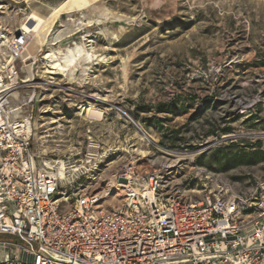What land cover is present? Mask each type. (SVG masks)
I'll return each mask as SVG.
<instances>
[{
    "label": "rangeland",
    "instance_id": "rangeland-1",
    "mask_svg": "<svg viewBox=\"0 0 264 264\" xmlns=\"http://www.w3.org/2000/svg\"><path fill=\"white\" fill-rule=\"evenodd\" d=\"M88 2L100 3L94 12L76 16L96 21L108 14V19L59 48L87 35L104 60L95 61L99 65L87 76L80 70L76 83L43 73L39 61L32 85L39 88L20 90L12 101L22 107L35 97L20 115L33 117V150L41 166L86 165L88 172L74 175V183L62 180L63 198L72 203L80 191L98 195L113 181L122 184L129 167L159 174L167 193L197 201L216 194L221 183L240 192L259 182L264 175V0ZM0 3L7 7L0 11V26L16 31L29 14L27 6ZM36 21L30 28L43 23ZM62 29L61 24L56 31ZM39 46L33 42L28 54ZM89 105L102 119L87 116ZM110 197L100 200L105 210L124 202L123 196L114 207ZM0 241L20 245L14 238Z\"/></svg>",
    "mask_w": 264,
    "mask_h": 264
},
{
    "label": "built area",
    "instance_id": "built-area-1",
    "mask_svg": "<svg viewBox=\"0 0 264 264\" xmlns=\"http://www.w3.org/2000/svg\"><path fill=\"white\" fill-rule=\"evenodd\" d=\"M29 41L20 29L0 35V238L20 244L0 241V264H264V175L240 192L221 183L197 201L129 167L114 210L85 190L63 198L58 169L33 150L32 115H20L35 97L12 104L16 92L39 88L27 73L37 66L24 58ZM67 164L70 184L88 172Z\"/></svg>",
    "mask_w": 264,
    "mask_h": 264
},
{
    "label": "bare ground",
    "instance_id": "bare-ground-1",
    "mask_svg": "<svg viewBox=\"0 0 264 264\" xmlns=\"http://www.w3.org/2000/svg\"><path fill=\"white\" fill-rule=\"evenodd\" d=\"M92 6L93 4L89 3L88 0H69V2H62V4H60L55 9L53 15L50 16L49 19L45 20V22H43V24L37 30L30 28L31 25H35L37 23L36 19L33 18V14H26V17L22 21L19 28L21 31L26 32L30 37V41L24 55L25 60L35 61L34 64L36 65L39 61H42L45 65V67L43 68V73L64 77L71 83H76L77 73L80 70L82 72V76H87V71L91 70L92 65H99V63L94 64L95 61L102 62L104 60V57H102V55L97 54L96 48L93 45V41L89 43L90 41L87 40L88 36L83 35L79 42L74 41L70 45H67L64 49L59 48V44H61L66 39L65 37L72 36L75 33H82L85 29L91 28L95 23H101L104 20H107L108 14H104L106 15L105 17L99 18L96 21L92 19H86L85 15L80 14V16L70 17L69 24L62 26V28L64 27L62 30L56 31L54 27L56 20L59 19L63 13H65V8H67V10H70V14H77L89 10V8H91ZM4 8H7L5 4L2 5L0 3V11ZM76 8H78L79 11H77ZM5 31H8L6 26H0V35ZM36 41L40 42L38 52L33 55L28 54L33 42ZM48 44L50 46V48L48 49L49 51L44 53L39 60V54L43 52L44 47H46ZM27 73L30 76L33 75L34 66L32 64L27 65ZM86 110V114L88 117H90V119H102L103 117V114L97 111L91 105H89ZM141 133L143 139H147V136H145L143 132ZM58 164L59 175L64 181L68 177L66 172V170L68 169V167L66 166L67 164L62 161ZM47 166L52 168L50 164H47ZM110 185L111 186L109 187V189H106L105 191L99 193L97 196L100 197L101 200L108 199L113 194L114 200L110 197L112 199L110 205L112 204L114 207L118 206V204L121 205V202L119 203V200L124 196V189L122 184L118 182L115 183V181H113Z\"/></svg>",
    "mask_w": 264,
    "mask_h": 264
},
{
    "label": "crops",
    "instance_id": "crops-1",
    "mask_svg": "<svg viewBox=\"0 0 264 264\" xmlns=\"http://www.w3.org/2000/svg\"><path fill=\"white\" fill-rule=\"evenodd\" d=\"M94 1V0H93ZM62 2H69V0H30L28 2L27 5V10L29 13L33 14V18H35L36 20H43V22H45V20L49 19L50 16L53 15L55 9L62 3ZM101 2V1H100ZM100 2H96L94 4V6H92L91 8H89V10H86L87 13L89 12H94L95 7L100 3ZM85 13V11L83 12ZM68 14V15H67ZM78 14V13H77ZM77 14H70V13H63L59 19L56 20L55 23V27L54 29H56L58 26H60L63 23H68L69 24V19L70 17H76ZM85 15V14H83ZM86 16V15H85ZM43 24V23H42ZM64 28V27H63ZM76 34V33H75ZM74 34V35H75ZM74 35L72 36H67L65 37L66 39H69L71 37H74ZM65 41V40H64ZM1 258V256H0Z\"/></svg>",
    "mask_w": 264,
    "mask_h": 264
},
{
    "label": "water",
    "instance_id": "water-1",
    "mask_svg": "<svg viewBox=\"0 0 264 264\" xmlns=\"http://www.w3.org/2000/svg\"><path fill=\"white\" fill-rule=\"evenodd\" d=\"M141 131V129H139Z\"/></svg>",
    "mask_w": 264,
    "mask_h": 264
}]
</instances>
